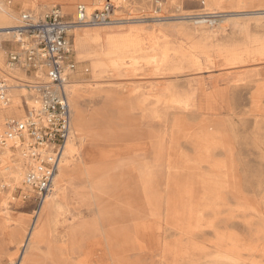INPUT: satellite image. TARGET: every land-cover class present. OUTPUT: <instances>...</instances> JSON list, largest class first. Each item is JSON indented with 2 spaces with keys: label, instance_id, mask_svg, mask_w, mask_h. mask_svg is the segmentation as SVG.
<instances>
[{
  "label": "rangeland",
  "instance_id": "1",
  "mask_svg": "<svg viewBox=\"0 0 264 264\" xmlns=\"http://www.w3.org/2000/svg\"><path fill=\"white\" fill-rule=\"evenodd\" d=\"M92 1L100 0H0V27L53 7L71 18L77 5L91 11ZM130 7L147 16L154 8L152 0ZM159 10L164 18L69 33L74 68L66 92L78 87L85 137L72 123L69 95L74 152L65 160L69 167L82 161L84 173L68 184L66 211L42 225L46 202L37 209L19 141L7 143L20 171L12 179L0 159V209L7 212H0V264H20L26 255L32 264H53L56 254L64 264H264V0H162ZM141 28L150 37L134 53L107 57L73 41L74 32L136 37ZM1 38L0 71L11 89L0 137L35 105L19 82L29 74L6 66L15 46Z\"/></svg>",
  "mask_w": 264,
  "mask_h": 264
},
{
  "label": "built area",
  "instance_id": "2",
  "mask_svg": "<svg viewBox=\"0 0 264 264\" xmlns=\"http://www.w3.org/2000/svg\"><path fill=\"white\" fill-rule=\"evenodd\" d=\"M130 1L127 0L126 9L116 0H100L91 11L80 4L71 18L58 7L42 15L22 12L18 24L11 29V40L7 42H12L15 49L8 53L6 66L9 69L18 67L29 74V80L19 82L34 96L35 105L27 108L22 120L7 124L8 130L0 137V144L19 141L21 155L26 161L24 184L35 194L38 210L54 194L65 147L71 138L66 81L74 65L68 57V35L80 27H106L164 18L159 10L162 0H152L154 8L148 16L131 8ZM1 36L0 47L4 43ZM8 79L0 71L2 107L10 103Z\"/></svg>",
  "mask_w": 264,
  "mask_h": 264
},
{
  "label": "bare ground",
  "instance_id": "3",
  "mask_svg": "<svg viewBox=\"0 0 264 264\" xmlns=\"http://www.w3.org/2000/svg\"><path fill=\"white\" fill-rule=\"evenodd\" d=\"M64 1H70V0H64ZM90 7H93L94 5H88ZM184 19H190L191 17H183ZM18 21V20H17ZM199 23H201L200 21H198ZM17 25V24H16ZM15 25V26H16ZM13 27H9V26H5V27H0V34L3 35V37H6V41L8 39H10L11 37V29L14 28ZM142 31L141 34L137 35L136 37H134L130 32H121V31H113V30H98V31H82V32H74V44L76 46H80V45H85L91 48H94V53H98L99 55H106L107 57H110L112 55L117 56L118 54L121 53H134L136 51H139L142 49V40L146 37L149 38V34L146 33L144 31V28L140 29ZM152 32L156 33L157 30L154 29L152 30ZM145 36V37H144ZM1 50V47H0ZM229 59H231V61H235V56L230 55ZM167 62V54L165 52H161L160 53V58H159V62L160 64H164ZM178 66V62L177 65ZM69 88V87H68ZM69 95L72 98V103H74L76 105L75 109H74V118L72 120V123L74 125V127L79 131L78 133L79 136L81 137V141H84V131L80 132V130L82 131V128H84V123L85 121H83L82 116L80 115V111L79 108L77 107V100H78V87H71L69 88ZM68 95V96H69ZM5 108H0V118H1V114L2 111ZM71 117V114H70ZM70 125H71V120H70ZM73 129V128H72ZM200 138V136L198 137ZM73 140H71V138L68 140L66 147H65V151H64V163L62 165V167L60 168L58 175L56 177V182H55V192L52 196H50L45 202H46V211H44V215L45 219L42 223L43 217L41 219L42 225L43 224H48L54 217H56L57 215H61L66 211V206H67V202H68V184L71 181V178L73 177V174H76L77 172L79 174L84 173L83 167H82V161H80L78 164L69 167V162H67L65 160V158L68 157H73V152H74V144L72 143ZM5 151H2L1 153V157L0 159H4L2 160L3 162H5L6 164H8V166H6L4 168V171L7 172L8 175H10V177L12 179H15L14 177V173H18V171H20L19 167H17V165L15 166L14 163L13 165L11 164L12 161L15 162V159L12 155H10V146L9 144L5 145ZM19 155L20 158H23L18 151H16ZM16 155V154H14ZM176 155V153H175ZM17 156V155H16ZM177 156V155H176ZM90 181V180H89ZM90 183V182H89ZM91 185H95V182L91 181L90 187ZM94 187V186H93ZM0 199H2V197L0 196ZM44 202V203H45ZM6 204L4 202H2L1 206H5ZM43 208V206H42ZM42 208L40 210H42ZM0 212L3 213V215H7V212H5V210H3V208L0 209ZM7 220V218H5ZM42 234L41 231V226L38 227V230H36L35 232H31L28 234L25 246H26V250H30L31 245L34 243V241H36L39 236ZM60 250V249H59ZM25 251V250H24ZM23 251V252H24ZM21 257V256H20ZM65 256L64 254H56V256H53L52 260H53V264H64V260ZM34 261L33 259V255L32 256H23L21 263L20 264H32V262Z\"/></svg>",
  "mask_w": 264,
  "mask_h": 264
},
{
  "label": "crops",
  "instance_id": "4",
  "mask_svg": "<svg viewBox=\"0 0 264 264\" xmlns=\"http://www.w3.org/2000/svg\"><path fill=\"white\" fill-rule=\"evenodd\" d=\"M2 2H3V0H1ZM38 1H42V0H30V3L31 2H33V3H36V2H38ZM70 1H74V0H70ZM4 3V2H3ZM88 5H95L94 4V2L92 1V2H90ZM70 11V10H69ZM152 30V28L151 29H149V28H147L146 29V31H151ZM162 31V29L161 28H159V29H157V32L159 33V32H161ZM145 37V36H144ZM5 43V42H4ZM1 49H2V47H1ZM157 62H159V58H158V61ZM0 107H2V106H0ZM172 147V149H174V147L173 146H171Z\"/></svg>",
  "mask_w": 264,
  "mask_h": 264
}]
</instances>
